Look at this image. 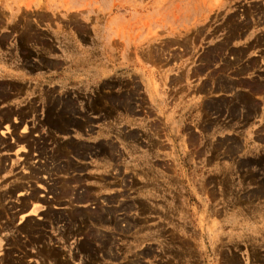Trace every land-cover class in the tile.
Returning a JSON list of instances; mask_svg holds the SVG:
<instances>
[{"label": "rangeland", "instance_id": "374dc122", "mask_svg": "<svg viewBox=\"0 0 264 264\" xmlns=\"http://www.w3.org/2000/svg\"><path fill=\"white\" fill-rule=\"evenodd\" d=\"M255 48L264 0H0V119L17 124L0 135L28 153L1 161L16 168L0 178V264H264V150L243 133L264 61L233 77ZM69 65L84 77H5ZM150 130L163 152L141 166L130 150Z\"/></svg>", "mask_w": 264, "mask_h": 264}, {"label": "crops", "instance_id": "0c3cea01", "mask_svg": "<svg viewBox=\"0 0 264 264\" xmlns=\"http://www.w3.org/2000/svg\"><path fill=\"white\" fill-rule=\"evenodd\" d=\"M250 40H246V41H241V43H235L234 46H245L247 42H249ZM246 59V63L244 64L246 66V71L245 74H241V75H235L233 76L234 79H241V80H250V79H255L256 77H261V74L255 75V72L253 69H249L247 68L250 64L247 63V61H258V63H262V61H264V48H261V50H257L255 49H249L245 55ZM243 66V65H242ZM242 66H237L236 67V71H238L240 68H242ZM261 68H264V66H261ZM260 70V69H259ZM13 72H9L10 75H8V72L6 74V78L7 79H11L14 78L16 80H19L21 82H33V83H39V84H43V85H50L53 84L54 86H57V84H61L62 82H71L73 80H78L81 77H84V73L86 70L85 67L80 66V65H69V66H65L64 69H59L56 71H52V72H48V73H41L38 75H28L27 73H25V71L21 70V69H12ZM264 81V78H263ZM254 98L255 101L261 103L260 105V110L253 113L252 114V120L253 124L252 125H248L247 127L244 128L243 133L246 135V138L248 137L249 139L247 140L248 142H246V149L249 152H255V151H263L264 150V108L262 107V103H263V98H264V91H263V95H259L257 96V92H254ZM30 95V91L28 96ZM20 99H17L16 101L19 102ZM15 101L11 100L9 102H3L2 103V108H7L10 105H12ZM164 109V107H163ZM162 113H164V111H161ZM3 119V120H2ZM8 121L12 122L14 125H17L14 120H13V116L12 117H8V116H4L3 118L0 119V125L2 124V126L7 123ZM147 122V118H142L140 117L139 120L137 121V125L140 128V124H145ZM151 123V122H150ZM1 130V129H0ZM215 135L217 136H221V135H231L233 134H238L237 131H232L225 129L222 126H218V128L215 129ZM152 130H150L149 134L151 136V141L149 142L148 145H146V147L140 146V147H136L134 149H131V155L134 157V159L136 161H138V165L141 166H148L149 167L151 165H153V162L157 161V158H159L161 156V152H163V150H161L159 148V142L157 140V136L156 135H152L151 134ZM22 135V136H21ZM24 135L21 134L20 132L17 133V138H22ZM76 136V135H75ZM12 137V135L9 134H4V136L0 135V178L3 181L8 180L11 178L12 175V170L14 168H16L15 166H11L10 163H12V161L15 160L16 165L21 163V158L24 155H27L28 153H26V150H21V152H19V156L16 157L17 155V151H18V144L13 145L11 142H9L10 138ZM77 137V136H76ZM183 156H185V152L182 151ZM14 155V156H13ZM10 160V166L9 167H4L1 165V161H3L4 163L6 161ZM93 164V162H92ZM95 166V165H94ZM217 167V165H215ZM215 167V168H216ZM155 175H159L160 176H164L161 175L160 172L158 171H154ZM12 185V182L9 180L6 183H4L3 186H0V189H7L8 187L10 188V186ZM24 188V186L20 185L17 188H15L16 190L13 191L15 195H22L24 194V192H19L20 190H22ZM108 191H102L101 193L106 194ZM34 197V196H33ZM37 199H40L38 196H36ZM43 210V208H38L37 206H35V203L31 206H29L28 211H30L29 213H33L35 211H41ZM31 215V214H30ZM33 215V214H32ZM4 237L5 236H0V250L3 246V241H4Z\"/></svg>", "mask_w": 264, "mask_h": 264}, {"label": "bare ground", "instance_id": "6f19581e", "mask_svg": "<svg viewBox=\"0 0 264 264\" xmlns=\"http://www.w3.org/2000/svg\"><path fill=\"white\" fill-rule=\"evenodd\" d=\"M13 190V189H12ZM16 190V189H15ZM0 195H2V194H0ZM1 198V197H0ZM1 201H2V199H1Z\"/></svg>", "mask_w": 264, "mask_h": 264}]
</instances>
